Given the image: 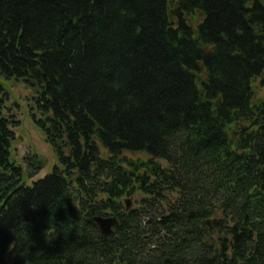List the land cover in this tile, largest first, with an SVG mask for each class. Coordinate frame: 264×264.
<instances>
[{
    "label": "trees",
    "instance_id": "1",
    "mask_svg": "<svg viewBox=\"0 0 264 264\" xmlns=\"http://www.w3.org/2000/svg\"><path fill=\"white\" fill-rule=\"evenodd\" d=\"M0 78V264H264V0H0Z\"/></svg>",
    "mask_w": 264,
    "mask_h": 264
},
{
    "label": "rangeland",
    "instance_id": "2",
    "mask_svg": "<svg viewBox=\"0 0 264 264\" xmlns=\"http://www.w3.org/2000/svg\"><path fill=\"white\" fill-rule=\"evenodd\" d=\"M0 83L8 94L6 106L14 111L20 121L19 127L15 129L16 139L12 143L11 159L17 165L23 167L26 172V184L32 185L34 181L51 173L58 161L52 147L46 142L43 131L38 128L33 120L34 93L32 89L15 80L0 78ZM31 155L36 158L42 157L47 161L43 168L38 169V174L34 177H28L29 170L24 162L25 156ZM125 200H130L133 206L134 199L126 198Z\"/></svg>",
    "mask_w": 264,
    "mask_h": 264
},
{
    "label": "water",
    "instance_id": "3",
    "mask_svg": "<svg viewBox=\"0 0 264 264\" xmlns=\"http://www.w3.org/2000/svg\"><path fill=\"white\" fill-rule=\"evenodd\" d=\"M24 162L26 165L35 167L37 169L43 168L47 161L42 158H36L35 156H25ZM126 203V210H130L132 207V204L129 200H125ZM94 223L98 226L100 233L105 236V235H112L114 233L115 227L119 225V220L115 216H108V217H95L94 218ZM207 224L209 227H211V219L207 220Z\"/></svg>",
    "mask_w": 264,
    "mask_h": 264
}]
</instances>
